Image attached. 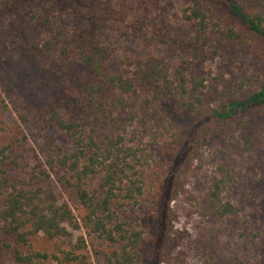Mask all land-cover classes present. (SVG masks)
<instances>
[{
	"label": "trees",
	"instance_id": "16d2710c",
	"mask_svg": "<svg viewBox=\"0 0 264 264\" xmlns=\"http://www.w3.org/2000/svg\"><path fill=\"white\" fill-rule=\"evenodd\" d=\"M115 1L38 0L40 14L27 32L31 50L51 54L57 77L77 78L82 104L75 113H61L51 105L32 112L46 117L58 134L41 147L43 160L28 177L18 174L20 158L13 156L11 144L0 145V232L10 264H91L86 241L73 235L82 227L107 243L103 264H147L150 236L122 209L127 203L138 205L148 195L158 211L161 202L169 204L178 194L166 197L158 190L145 191L150 162L158 166L154 174L161 177L174 153H180L177 185L182 182L180 172L184 178L189 169L190 159H183L185 137L177 131L170 134L179 128L175 122L163 123L168 106L200 124L196 144L203 135L208 139L239 122L246 124L239 146L247 152L257 149L251 125L264 113V77L221 76L209 84L197 72L188 73L192 67L186 63L209 62V45L215 43L222 48L264 46V1L223 0L240 22L238 29L216 22L221 0H179V18L163 42L174 55H187L186 62L173 65L152 56L140 60L134 72L112 65L116 50L98 28L100 23L126 24L133 15L132 7L123 3L117 9ZM220 55L221 50H215L212 59ZM149 135L155 147L144 149ZM166 137L170 141L162 140ZM227 186L225 178L215 177L210 191L212 208L221 217L236 214L230 203L221 201ZM67 195L83 206L81 218ZM40 235L56 247L54 255L35 247ZM172 241L166 233L163 248ZM261 252L264 262V243ZM158 257V264H179L172 258L162 262V253Z\"/></svg>",
	"mask_w": 264,
	"mask_h": 264
},
{
	"label": "rangeland",
	"instance_id": "374dc122",
	"mask_svg": "<svg viewBox=\"0 0 264 264\" xmlns=\"http://www.w3.org/2000/svg\"><path fill=\"white\" fill-rule=\"evenodd\" d=\"M123 3L134 12L126 24H98L105 39L116 50L113 66L134 72L140 60L152 56L165 58L173 65L186 62L187 55L183 52L174 55L163 42L167 39L166 32L179 18L182 5L179 0H116L114 7L120 9ZM217 6L216 22L222 28L239 29L240 22L223 0ZM39 14L38 0H0V145L11 144L13 156L20 158L17 171L22 178L28 177L43 160L41 147L45 142L58 134L56 128L47 124L46 117H36L32 112L51 105L61 113H75L82 104V89L76 83L77 78L57 77L51 65V54L31 50L28 27ZM218 49L221 55L212 59ZM263 51L262 45L222 48L215 43L212 48L209 45V62L186 65L192 67L188 73L197 72L207 78L209 84L221 76L226 79L264 77ZM23 115L28 119L24 120ZM170 121L179 127L170 134L177 131L185 137L183 159H190L189 169L184 178L180 172L182 182L177 185L175 178L182 164H178L180 153H174L161 177L154 174L158 166L150 162L144 178L145 191L148 194L158 190L166 197L170 192L178 194L169 204L161 202L158 211L152 209L148 195L138 205L127 203L122 209L126 218L150 236L147 264H158L161 253L162 262L172 258L179 264H264L261 252L264 243V113L251 125L257 149L248 152L238 144L246 124H230L225 131L208 139H204L206 136L202 133V142L196 144L200 124L168 106L163 123L168 125ZM149 137L142 148H149L150 144L155 147L153 135ZM165 139L167 137L162 140ZM176 149L175 146V152ZM156 154L160 157L158 149ZM215 177L227 180L221 201L230 203L236 214L221 217L213 210L210 191ZM66 200L77 218H81L84 210L78 199L67 195ZM166 233L173 240L168 249L163 248L161 242ZM73 235L86 241L85 253L91 264H103V255L109 250L106 242L89 235L84 227ZM5 241L0 232V264L12 261ZM35 247L50 255H54L56 249L42 235L36 238Z\"/></svg>",
	"mask_w": 264,
	"mask_h": 264
}]
</instances>
